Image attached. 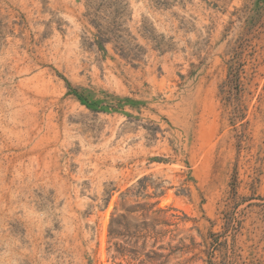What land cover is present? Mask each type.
I'll return each mask as SVG.
<instances>
[{
	"label": "rangeland",
	"instance_id": "rangeland-1",
	"mask_svg": "<svg viewBox=\"0 0 264 264\" xmlns=\"http://www.w3.org/2000/svg\"><path fill=\"white\" fill-rule=\"evenodd\" d=\"M0 264H264V0H0Z\"/></svg>",
	"mask_w": 264,
	"mask_h": 264
},
{
	"label": "trees",
	"instance_id": "trees-1",
	"mask_svg": "<svg viewBox=\"0 0 264 264\" xmlns=\"http://www.w3.org/2000/svg\"><path fill=\"white\" fill-rule=\"evenodd\" d=\"M101 41V40H100ZM64 81L66 82L67 87L69 88V90L75 95V97L79 100V102L83 105H85L87 108H90L92 110H106L105 107H100V103L101 101L99 99H91L89 97L88 94L79 91L77 88H73L71 87L70 83L64 79ZM125 101H129V99H125ZM156 205V203H153L150 205V207H154ZM150 208L148 209H144L145 211H148ZM162 212L161 209H157L154 210L152 213L158 214ZM125 216L123 214H113L110 220V224H109V236H123V232H121L120 229V220L124 218ZM165 223V222H162ZM154 229V228H153ZM160 231H156L155 230V234H159Z\"/></svg>",
	"mask_w": 264,
	"mask_h": 264
}]
</instances>
